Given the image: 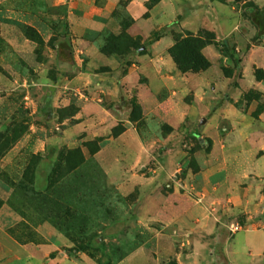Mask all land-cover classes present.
<instances>
[{
  "label": "rangeland",
  "instance_id": "obj_1",
  "mask_svg": "<svg viewBox=\"0 0 264 264\" xmlns=\"http://www.w3.org/2000/svg\"><path fill=\"white\" fill-rule=\"evenodd\" d=\"M106 1L0 0V264H177L189 234L152 239L145 191L221 190L224 153L264 152V0Z\"/></svg>",
  "mask_w": 264,
  "mask_h": 264
},
{
  "label": "crops",
  "instance_id": "obj_2",
  "mask_svg": "<svg viewBox=\"0 0 264 264\" xmlns=\"http://www.w3.org/2000/svg\"><path fill=\"white\" fill-rule=\"evenodd\" d=\"M112 1L117 0H107L100 8L101 12H108ZM142 1L130 0V4L137 5L134 7L136 13L132 14L134 19L140 16ZM154 15L155 13L152 17ZM145 22L147 20L144 19L135 21V24L129 26V32L145 40L149 33L148 29L145 32L142 28ZM140 23H142L141 28L135 30L134 27ZM165 44L167 40L166 36H163L150 43L149 47L157 49ZM134 61L123 76V81L129 79L128 87L137 88L135 95L143 106L145 96L152 94L153 85L151 84L157 78L155 71L152 70L150 72L152 78H149L148 82L139 83L138 75L144 69L145 54H135ZM149 81L153 82L149 84ZM251 152L252 150L240 154L235 160L227 153L223 154L221 190L208 184L209 174H206L202 178L206 180L203 188L180 183V187L174 185L167 195L161 193L159 188L156 189L159 194L157 198L154 196L155 190L145 191V228L149 229L152 223L158 226L157 229L151 227L154 230L151 233L152 239L157 242L165 240L167 235L162 231L171 227L178 233V236L174 234V239L178 241L186 239L182 236V232L189 234L187 239L191 241L192 247L188 252L182 253L175 249L170 252L177 264H264L262 254L264 248V152L260 154ZM215 208L221 209L223 213L227 210L242 213L243 222L247 224L246 228L244 227L231 238L226 237L224 224L221 223L223 213L216 212ZM178 218L180 224L171 223L173 219L177 221ZM184 219L189 221L190 225L187 229L189 233L186 229L185 231L182 229L181 222ZM198 241L204 242L205 249L200 248L204 246L202 244L198 248V243L196 244ZM159 255L162 257L161 253Z\"/></svg>",
  "mask_w": 264,
  "mask_h": 264
},
{
  "label": "trees",
  "instance_id": "obj_3",
  "mask_svg": "<svg viewBox=\"0 0 264 264\" xmlns=\"http://www.w3.org/2000/svg\"><path fill=\"white\" fill-rule=\"evenodd\" d=\"M219 1H222V0H219ZM256 11L257 12H259V10L256 8ZM174 47V46H173ZM175 62L177 63V66H178V68L181 70V71H185V70H187V69H191V68H185V67H183L182 66V64L179 62V61H177V59H175Z\"/></svg>",
  "mask_w": 264,
  "mask_h": 264
},
{
  "label": "built area",
  "instance_id": "obj_4",
  "mask_svg": "<svg viewBox=\"0 0 264 264\" xmlns=\"http://www.w3.org/2000/svg\"><path fill=\"white\" fill-rule=\"evenodd\" d=\"M229 227H230V229H232V230L238 228L237 224H233V223H231Z\"/></svg>",
  "mask_w": 264,
  "mask_h": 264
}]
</instances>
